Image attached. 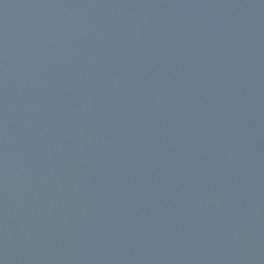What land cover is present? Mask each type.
Returning <instances> with one entry per match:
<instances>
[{
	"label": "water",
	"instance_id": "obj_1",
	"mask_svg": "<svg viewBox=\"0 0 264 264\" xmlns=\"http://www.w3.org/2000/svg\"><path fill=\"white\" fill-rule=\"evenodd\" d=\"M0 264H264V0H0Z\"/></svg>",
	"mask_w": 264,
	"mask_h": 264
}]
</instances>
